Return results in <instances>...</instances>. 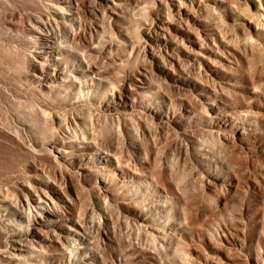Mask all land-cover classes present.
Wrapping results in <instances>:
<instances>
[{"label":"bare ground","instance_id":"6f19581e","mask_svg":"<svg viewBox=\"0 0 264 264\" xmlns=\"http://www.w3.org/2000/svg\"><path fill=\"white\" fill-rule=\"evenodd\" d=\"M206 1L91 0L90 12L108 27L87 22L75 9L79 0L47 2V11L33 22L30 53L22 61L40 86L55 82L61 90L56 98H19L18 107L6 102V114L17 122L8 131L33 158L26 166L32 173L16 185V199L0 196V211L5 209L6 219L15 216L13 224L6 221L0 242L3 264H123L128 251L148 253V245L158 251L159 264L221 261L210 255L219 249L209 235L229 241L228 201L239 191L260 190L264 182V98H254L261 95L254 77L251 86L239 82L231 71L236 59L211 45L215 36L190 29V22H201L191 8ZM125 2L140 14L134 33L121 25ZM233 2L241 9L236 19L248 29L245 53L264 39V0ZM100 31L108 38L91 51L123 45L128 59L145 60L103 90V78H92L98 74L94 62L85 53L71 55L76 42ZM148 72L167 88L195 90L197 98L168 92L147 98ZM208 78L252 98H228ZM178 172L191 177L192 196ZM70 189L93 201L91 220L77 211ZM93 232L104 249L92 245ZM243 233L241 227L238 234ZM256 246L251 253L264 254Z\"/></svg>","mask_w":264,"mask_h":264},{"label":"rangeland","instance_id":"374dc122","mask_svg":"<svg viewBox=\"0 0 264 264\" xmlns=\"http://www.w3.org/2000/svg\"><path fill=\"white\" fill-rule=\"evenodd\" d=\"M48 1L52 2V0H0V196L8 200L16 199V185L25 180L28 174L32 173L27 170L26 166L32 161L33 157H31L28 151L17 144L16 136L13 134L14 131H11L12 134L8 131L11 128L17 129V122L10 119L6 114V110H8H5V106H7L6 102L18 107L19 98H56L57 91L61 90V86L59 84L56 85L55 82H51L48 86H40L30 77L27 62L24 64L22 61V57H27L30 53L31 43L28 37L32 34L33 22L38 16H41L44 11H47ZM90 1L91 0H79L80 6L79 8H75L76 11H78L87 22L93 21L94 24L99 23L100 25L108 27V22L106 20L99 17L96 18L95 15L90 12ZM214 1L215 0H207L206 2L208 5L204 3L202 6L195 5V7L191 8V13L196 15L201 22H190V29H192L194 33L200 32L204 35L208 34L210 36H215L216 41H214L216 44L214 45L210 42L211 45L220 52L223 51L226 53L232 60L236 59L238 64H233L234 66H232L231 71L233 70L232 72L238 74L237 78L239 82L243 85L251 86L252 84L249 82V78L250 76L254 77V83L258 85L261 91V95L254 98H264V43L262 42L264 39H260V42L258 41V46L255 45L252 49H248L247 52H249V54H247V52L244 53L245 50H242L244 49L243 46H245L243 40L245 34L248 33V29L244 27V24H241V19H236L237 17L239 18L238 14L241 13V9L233 7L235 6L234 0H217L216 5L220 9L224 8L225 10L221 13H214L212 8L216 7ZM141 2L149 3L150 0H141ZM139 15L138 8L135 7V5L125 2L121 25L129 29L130 33H134L136 24L134 18ZM185 26L186 24H184V27ZM107 38V36L103 37L100 31L99 34H94L92 40L87 38L86 40L76 42L71 51V55H81L85 53L86 57L94 62L98 74L95 76L92 75V78H94V80L103 78L104 82L100 90L108 88L107 84L119 81L124 75L133 74L135 70L145 62L144 58L141 56L139 59H134L133 56L128 59L130 51L123 45L118 49H113L111 52L106 50L91 51L89 49L91 45L96 44L99 39ZM220 38H225L226 40H224L227 42V45L225 41V43L221 42ZM27 47H29L28 53H24ZM237 49H240L243 53L240 54ZM184 63L187 64V66H192L193 60L184 57ZM104 67H107L106 71H104ZM203 77L207 79L206 75ZM148 78L149 87L143 92L147 98H161L163 93L166 92L172 95L173 98H179V96L184 98H197L196 92L193 89L187 88L177 90L174 86L167 88L160 78L151 75L150 72H148ZM208 81L210 86H216L228 98H252L247 95H235L231 88H225L221 84H217L216 80L214 81L208 78ZM23 108L24 106H21V109ZM82 124L89 126L85 124V122ZM8 127L11 128L9 129ZM96 128L98 127L96 126ZM178 173L182 176V185L185 187L186 193L192 196L195 189L191 177L186 172ZM263 185L264 182L260 190L239 191L235 197L228 201L226 206L227 213L225 216L227 218L226 222L229 223L231 230L229 241L221 240L218 235L215 234L209 235V238L219 249L218 253L210 254L217 259L220 258L221 261H219L218 264H251V262L248 261L250 258H255V260H258L256 261L259 264H264V254L251 253L252 248L256 245L258 247L260 245L264 247ZM197 193L196 191L195 194ZM70 194L75 197V207L77 211L79 210L81 216L88 221L91 220V208L94 206L97 210L93 201L88 199L84 192L78 196V193L70 189ZM195 203L196 208L201 209L203 207V201L199 195H196ZM114 207L115 206L110 209L113 218H115L117 214ZM6 214L5 209L2 207L0 211V242L4 239L2 235L4 234L3 231L6 229V221L7 223L9 222V224L14 223L13 220L15 216L11 215L6 219V217H8ZM24 223H26V221H24L23 224ZM241 227L244 229L243 235L238 234V230ZM47 233L48 232H46V234ZM240 236H242V238ZM90 240L92 245L96 248L104 249L106 247L104 241L101 240L97 232L91 234ZM48 247L54 249L52 245ZM110 247L112 246L108 248ZM147 247L150 249L148 253L133 250L128 251L126 253V261L123 264H159L154 258L158 251L154 249L152 245H148ZM197 247L199 250L204 249L201 243H198ZM7 248L8 246H5L6 250ZM174 257L175 256L172 258ZM0 264H3L1 258ZM165 264H174L173 259L165 262Z\"/></svg>","mask_w":264,"mask_h":264}]
</instances>
